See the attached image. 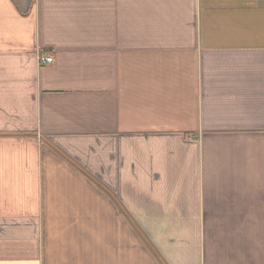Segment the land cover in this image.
<instances>
[{
	"label": "crops",
	"instance_id": "crops-1",
	"mask_svg": "<svg viewBox=\"0 0 264 264\" xmlns=\"http://www.w3.org/2000/svg\"><path fill=\"white\" fill-rule=\"evenodd\" d=\"M0 264H264V0H0Z\"/></svg>",
	"mask_w": 264,
	"mask_h": 264
},
{
	"label": "built area",
	"instance_id": "built-area-1",
	"mask_svg": "<svg viewBox=\"0 0 264 264\" xmlns=\"http://www.w3.org/2000/svg\"><path fill=\"white\" fill-rule=\"evenodd\" d=\"M52 61L51 58L47 57V58H41L40 62L43 63V64H46V63H50Z\"/></svg>",
	"mask_w": 264,
	"mask_h": 264
}]
</instances>
